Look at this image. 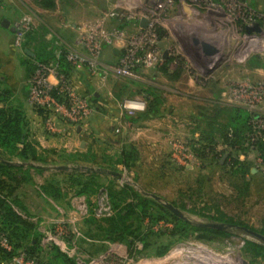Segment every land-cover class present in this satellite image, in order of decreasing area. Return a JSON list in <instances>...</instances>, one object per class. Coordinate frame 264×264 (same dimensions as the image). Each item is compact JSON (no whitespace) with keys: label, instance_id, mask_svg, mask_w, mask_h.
Segmentation results:
<instances>
[{"label":"rangeland","instance_id":"rangeland-1","mask_svg":"<svg viewBox=\"0 0 264 264\" xmlns=\"http://www.w3.org/2000/svg\"><path fill=\"white\" fill-rule=\"evenodd\" d=\"M245 1L256 8V10L264 11V0ZM101 2L103 3V9L101 10L98 8L94 9L89 5L84 8L88 16L86 17V22L78 25V37L80 29L82 30L84 25L97 20H92L91 16L94 14L103 15L108 12L105 11L107 2H105V0ZM148 3L149 0L147 1V4ZM60 6H63V3H61ZM35 11L37 12V10ZM58 12L59 14L56 16ZM63 12L62 7H59V11L48 10V13H46L49 16L45 19L50 23L51 27L55 25V21L57 20L62 21V26L65 27L67 21H65V18L62 19L61 15H63ZM42 13L43 11H40L37 14L41 16ZM24 14L27 15L28 12ZM205 14L206 11L204 10H197L188 6L187 9H185L183 5L179 4L178 6L176 5L174 13H172L169 18L171 21H167L161 28L165 34L161 38L160 47L165 51H170L167 52L168 56L169 53H173L178 57V62L175 63L176 66L172 71L174 73L178 71L182 64L185 70L178 79H174V77L170 79L165 76L154 77L155 72L148 71L144 74L145 76H143L142 80L139 81V85L134 86L135 91L133 92L136 94L142 91V89H147L148 85L156 86L162 90L166 100V112L173 111L175 113L173 114L172 112L173 116L172 114L168 115L169 119L167 124H163V127L168 129L167 133L169 137H167V135H165V137L160 136L158 130H156L153 132L149 131L146 136H143V141L145 143L142 142V140H138L140 142L134 141L133 143H137L138 146L141 145V165L136 168L137 171L119 169L123 178L119 180L118 184L120 186L129 184L140 192L143 191L157 195L165 202L172 203L174 206L181 208L189 218L198 222H208V220L192 213V211L196 210L201 212L202 209L207 206L211 208L210 210L207 209L209 211L207 212L208 214H216L217 208H219L226 215L244 221L251 228L260 231L264 228V169L260 166L261 160L255 158V152L250 149V145H246V147L250 149L248 150L247 159L253 162V166L251 167L250 174L247 176V181L250 183V190L244 195L242 192L245 185L243 182L231 177L228 170L223 167L225 163L220 164L216 160L212 161L211 158H208L205 162L195 156L191 143L193 140H195V142L198 141L196 139H198L201 131L206 127L204 121L198 120L199 115L202 111L208 110L206 116L209 114L208 117L214 119L217 113H212L211 109H214L213 103H208L203 100L204 97L211 94H208L207 91L201 92V90L199 92L200 95L197 94L194 89H191L190 83L191 77H195L196 75L194 69L200 71L203 67L200 62L197 63L191 60L194 54L193 43L199 38H209L222 43L224 49L222 55L225 56L221 58L217 64L214 63L212 65V67H218L212 78L201 79L199 78L200 76L197 77L198 79L196 80L203 86V89H207L206 87H209L215 78L220 77V75L228 71L227 68L223 70L221 68L230 63L233 64H230V66H232V68H230L232 72L228 74V76L233 75L236 83L251 81L255 84H264V36H261L258 40L255 38L252 40H244V35H242V32L238 29V24H236V22H231L228 16L212 13L205 18ZM35 23L36 21L34 20L33 28H35ZM110 23L109 21L108 27L113 26L112 23L111 25ZM126 23H128V21H124V25ZM116 25H118V23H116ZM124 29L128 30V33H132L136 30L133 26L129 28L125 27ZM48 34L52 35L51 33ZM69 49H77V47ZM249 64H251L250 69L243 72L246 67H249ZM255 65L262 66L261 71H255ZM106 82L100 86L98 90L104 100L110 98L111 93L114 96L123 95L124 98H137L146 102L143 95H132L131 92L133 88L127 87L128 85L125 84L126 80L110 76ZM171 90L179 91L183 93V95L180 96L171 92ZM184 95H188V99L185 98ZM197 95L200 98L199 101L193 102L189 99V97L194 96L197 98ZM189 106H191V111L193 107L192 115H189L191 112L187 113ZM224 107L228 108L226 111H229L232 105H225ZM100 108H102L100 111L105 109L103 106ZM98 110L99 109L96 108L95 114H98ZM228 117L227 114H221L219 121L226 123ZM97 123L99 124V121H97ZM96 131L99 135L100 132H98L97 128ZM115 131L116 136L113 139L123 137L122 128L117 129L116 127ZM151 134L154 138L165 139L164 143H166L167 146V148H165L166 152L161 150L163 147L158 140H154L158 147L155 149L150 147L149 149L145 138L147 139ZM175 147H177V149ZM39 150L41 157L44 159L47 158L48 162L45 165L36 164V166L45 168L43 174H39L34 170L32 172L33 183L38 189L32 187V185H25L20 189V193L30 195L32 192L34 195V191H37L41 194L42 187L45 186L48 181H54V183L64 187L65 194H68V196H71L73 199L78 198L76 196L78 190L77 188L68 187V175H73L75 172L84 173L86 171L71 170L64 172L56 171L53 167L70 166L98 170L99 167L97 163L102 159L105 160L106 158L108 159V157L115 156L117 153V149H106L107 152L102 151L100 152L102 155H97L96 151L99 150V148L93 152L89 150L84 151L85 149L81 147H79L76 152L71 153H67V150L64 148H57L56 151L55 149H49L55 151L54 153H43V149L39 148ZM95 155H97V161L94 159ZM239 157L241 159L240 154ZM14 160L17 161L16 159ZM242 160H244V158H242ZM253 170H256V173H253ZM236 186L238 187L235 190ZM94 199H96V201H93V203L97 204V208L95 209L96 219L103 220L112 214V210L111 214L105 212L106 207L110 206L106 194H99L97 197H94ZM78 202L79 203L76 202L74 204V207L71 206V208L65 205L64 201L61 204H59V202H54L56 205L47 202L44 208L39 200L30 203L31 207L28 211L31 216V221L37 225L38 231L40 230V232L45 235L42 240L44 250L47 251L52 247H58L60 251L70 259L77 258L78 261L81 259L83 264H104L103 262L106 261L105 258L108 254L114 258L118 264H251L253 261L250 256L246 255L244 246L247 240L255 241V239L246 234H239L230 238H218L209 243H203L194 238L178 242L176 239L159 236L152 237L149 241L152 244L151 248L141 252L135 258L129 257V246L126 243L110 244L108 245V254L101 253L92 256L91 252L94 246L92 247L90 245H94V243L96 244L98 242L89 240L85 236L87 230L85 219L90 216V211L88 207H85L82 201ZM101 208L103 211L100 213L99 211ZM34 217H36L35 220L32 219ZM65 226L69 227V229ZM53 227H55V229ZM89 227L95 228V225ZM167 227H172V225H168ZM163 228L158 227V230H162ZM62 229H64V232L67 230L72 233L75 238H65V233L63 234V232H61ZM79 240L85 242L81 244ZM167 245H170V251L163 256H159V249ZM137 247L141 250L143 245L138 243ZM177 248H183V254L175 256L173 252ZM241 258L244 259L243 263H240ZM259 261H261V264H264V260L260 259Z\"/></svg>","mask_w":264,"mask_h":264},{"label":"trees","instance_id":"trees-1","mask_svg":"<svg viewBox=\"0 0 264 264\" xmlns=\"http://www.w3.org/2000/svg\"><path fill=\"white\" fill-rule=\"evenodd\" d=\"M240 26L245 32L242 23H240ZM34 31L33 28L26 38H33L35 36H33ZM159 34L162 38L165 33L160 29ZM69 51L70 49L65 46H54L53 51L49 52L42 50V53H39L33 61L34 67L31 75L36 71L37 63H58L60 73L64 74L68 80L72 79L71 71L74 66L68 60ZM176 59L178 60V58H170L163 67V71L168 74L170 70L168 66ZM183 69L182 64L178 71L173 73V77L180 78ZM138 83L132 81L125 84L128 85L127 87L134 89L135 85H139ZM133 89L131 92L133 96L143 95L146 99V110L139 114L141 120L148 121L164 117L166 100L158 89L148 87L136 94ZM54 92L57 93V90ZM10 96V92L0 86V104H6L4 107L0 106V232L8 237L14 248V251L8 252L0 247V264L10 260L20 251L25 252L30 258L36 259L41 264H47V262L51 264H78L77 258L70 259L58 247L44 250L42 246L44 237L38 231L37 225L31 221L27 207L23 205L18 197V192L23 186H35L32 172L34 170L39 174H43L45 168L36 166V164L45 165L48 159L41 157L37 144L30 140L29 124L25 111L22 107L9 103ZM116 97L120 101L127 98H124L123 95ZM226 109L228 108L217 105L212 110V113H217L214 119L208 117L209 114L206 116L208 110L201 112L198 120L204 121L206 127L196 139L198 141L193 140L191 146L195 156L205 162L208 158L217 162L222 158L224 152L217 151L220 140L230 147L233 151L225 162L224 168L228 170L232 178L243 182L245 186L243 185L242 194L245 195L250 190L247 176L251 172L253 162L240 161L238 157L241 153L248 155V150L251 149L264 162V132H260V135L255 137L257 133L254 123L255 118L246 109L238 106L230 107L229 111H226ZM39 112L41 115L43 114L42 111ZM221 114L229 116L226 123L219 121ZM129 120L134 124L138 122V120ZM246 145H250V149ZM43 151V153H54L56 150ZM94 159L97 161L96 156ZM140 159L139 149L131 143H126L118 155L108 157L105 160L102 159L97 164L98 169L120 173L119 166L131 171L137 168ZM119 180L117 177L102 175L97 172H75L73 175H68V187L77 188V197L88 199L90 216L85 219L87 227L85 236L89 240L98 242L90 245L94 246L91 252L92 256L105 253L109 250L108 245L110 244L126 243L129 246V257L135 258L141 252L151 248L152 244L149 241L152 237L159 236L176 239L178 242L194 238L203 243H209L218 238H230L245 234V229L253 230L264 236V228L260 231L255 230L244 221L226 215L219 208H217L216 214H208L207 212L211 208L207 206L201 212L195 210L192 213L207 219L208 222L226 224L232 226V228L223 231L199 227L194 225L191 222L193 220L190 218V221L178 218L162 203L143 195L133 186L129 184L120 186L118 184ZM237 187H235V190ZM41 192L55 201H62L68 196L64 192V187L54 183V181H48L42 187ZM99 194L107 195L112 210V214L103 220L96 219L95 209L97 204L91 201L92 197H97ZM160 224L166 225L164 227L168 225H172V227L163 228ZM92 225H95V228L89 227ZM156 227L163 229L156 230ZM69 237L71 239L75 238L72 233L68 235ZM79 241L81 244L85 242L83 240ZM138 243L143 245L141 250L137 247ZM170 245L161 247L158 251L159 256L167 254L171 249ZM244 250L246 255L252 258L251 264H261L259 260H264V241L247 240Z\"/></svg>","mask_w":264,"mask_h":264},{"label":"built area","instance_id":"built-area-1","mask_svg":"<svg viewBox=\"0 0 264 264\" xmlns=\"http://www.w3.org/2000/svg\"><path fill=\"white\" fill-rule=\"evenodd\" d=\"M117 0L112 5L111 10L103 14L100 19L90 22L80 29L77 49H71L68 60L74 67L86 68L89 77L100 78L106 81L110 76L126 81H140L146 72L157 69L164 65L165 51L160 47L159 30L169 20L175 11L176 5L206 11L208 15H226L231 22H236L239 31L244 35V40H258L263 34L246 33V27L256 23L260 24L264 31V11H258L249 5L245 0ZM2 0H0V8ZM145 19L148 24L142 28L140 23ZM117 21L132 23L136 30L128 33V30L117 27H108V22ZM240 23L245 28L243 32ZM34 19L31 14L24 15L14 26L16 48L24 49V42L27 34L33 29ZM170 24V23H169ZM200 39V38H199ZM195 40L194 54L191 58L193 62L199 63L201 60V48L198 40ZM218 42V41H217ZM223 48L222 43L218 42ZM106 47L121 48V54L115 64H103V57ZM169 57L178 58L176 54ZM176 63L178 60H175ZM204 66L200 71L205 75ZM206 69V68H205ZM204 77V75H203ZM51 78L56 80V84L51 82ZM29 105L38 113L42 111L46 130L50 133L60 131L59 123L68 126L82 127L96 113L95 106L76 89L72 79L60 73L58 63L36 64V71L29 79ZM57 90V93L54 91ZM228 101L234 106L242 107L249 111L255 118L256 136L264 132V84L244 81L234 83L228 88ZM122 110L129 117H135L138 113L146 110V102L137 98H125L121 101ZM119 132V131H118ZM255 140V139H254ZM177 149V147H175ZM261 165L264 169L262 159ZM111 214L110 206L105 209ZM97 211V210H96ZM102 208L99 211L102 212ZM98 215V214H97ZM161 227L166 225L160 224ZM61 232L68 237L70 232ZM158 230V227H156ZM0 247L8 252L14 251L8 237L0 232ZM184 249H176L173 254L179 256ZM109 251L105 253L108 254ZM104 264H118L109 254L105 258ZM208 260V258H207ZM240 263L244 259H240ZM209 261V260H208ZM78 264H83L81 259H77ZM2 264H41L36 259L30 258L25 252L20 251L10 260Z\"/></svg>","mask_w":264,"mask_h":264},{"label":"crops","instance_id":"crops-1","mask_svg":"<svg viewBox=\"0 0 264 264\" xmlns=\"http://www.w3.org/2000/svg\"><path fill=\"white\" fill-rule=\"evenodd\" d=\"M101 1L102 0H2V5L0 8V86L2 89L8 90L10 92L11 96L9 99V103H11L14 106L22 107V109L25 111L26 118L29 124L28 129L30 132V140H32L37 144L38 149L40 148L43 150H49V149L56 150L57 148L58 149L64 148L65 150H67V153H71V152H76L79 147L85 149L84 151L89 150L93 152H95L99 148L100 151L99 150L96 151L97 155H102V153L100 154V152L102 151L107 152L106 149H117V153L115 155H118L122 150V147L126 143H131L135 145L139 149V151H141L140 148L141 145L138 146L137 143L135 144L133 142L134 141L140 142L138 140H142V142H144L143 136H146L149 131L153 132L158 130L160 136L165 137V135H167V137H169L167 133L168 129H166V127L164 128L163 124L164 125L167 124L169 119L168 115H171L173 111L166 112L167 109L165 107L164 108L165 115L163 118L152 119L148 121H143L140 119L139 114H141L142 112L138 113L135 117H129L122 110L121 101L116 96L110 93V98L107 97L108 99L104 100L102 98L101 93H99L98 90L100 86L105 84V82L108 79L106 81H102L100 78L92 79L89 77L87 69L83 67H74L72 69L71 75H72L73 84L84 97H86L93 105L96 106L97 109H99L98 110L99 112H97L98 114L93 115L91 119H89L84 126L73 127V126H68L65 123L64 124L59 123L60 131L55 134L50 133L49 131L46 130L43 116L37 111H35L29 105L28 102L29 88H30L29 79L32 76L31 74L34 67L33 66L34 59L37 57L39 53H42L41 52L42 50L47 52L53 51L54 46H59V47L65 46L68 49L77 47L76 43L78 38V30H77L78 25H80L83 22H86L87 20L86 17L88 16L84 8L87 5H89L94 9L98 8L101 10L103 9V5H102L103 3ZM116 1L117 0H105V2H107L105 11L111 10L112 5L115 4ZM61 3H63V6H60ZM59 7L63 8L64 12L63 15L61 16L62 19L65 18L67 24L64 27L62 26L63 22L57 20L55 21V25L53 26L54 27L53 28L50 26V23L46 21L45 18L49 16L47 15L48 10L59 11ZM35 10H37V12ZM40 11H43L41 16L37 14ZM25 12L31 14L34 20L36 21L34 28L35 31L33 33V36L35 35L34 37L36 38L35 39H33L34 37L33 38L30 37L29 39L26 38L24 42V49L22 50L16 48L14 45V41H15L14 26L22 18V16L25 15L24 14ZM58 14L59 12L56 14V16H58ZM102 16H103L102 14L100 15L94 14L93 16H91V18L92 20H95V19H100ZM5 21L8 22V26L4 25ZM111 23L113 26H117L121 28H125V27L129 28L130 26L132 27V23H128V24L126 23L125 25L124 23L115 22V21ZM116 23H118V25H116ZM133 27L135 28V26ZM48 33H51L53 36L49 35ZM27 50L30 51L33 54V56L27 54L26 53ZM223 50L224 49L222 48L220 55L214 62L215 64H217L221 58H224L225 55H222ZM120 54H121L120 47L119 48L106 47L105 54L103 57V64L106 65L115 64ZM165 55H167V58H165L164 65L151 71L155 72L154 77L165 76L166 78L169 77L170 79H172L174 73L172 70L176 66L175 64L176 61L174 60L168 66V69L170 70L169 73L167 74L166 72L163 71V67L172 57H169L167 53ZM230 64L229 65L227 64L223 66V68H221L222 70L224 68H227L228 71L220 75V77L215 78L213 82L209 85V87H206L207 89H203V86L196 79H198L197 77L199 76H200L199 78L201 79L212 78L213 75L215 74V71H217L218 68L217 66L212 67V65H210L208 67H205L206 69L204 68V72H206L207 75H205V73L204 74L201 73V71L194 69L196 75L195 77H191V83H190L191 89H194L199 95H200L199 93L200 90L201 92L207 91L208 94L210 93L211 95L204 97L203 100L207 101L208 103H213L214 108L217 107V105H220L221 107H224L225 105L234 106L228 101L229 85L236 83L235 77L233 75L228 76V74L232 72V70H230V68H232ZM250 65L251 64H249V67L248 68L246 67V69L243 72L248 71V69H250ZM255 66H256L255 71H261L262 66L259 65H255ZM183 70H185V67ZM201 75H204V77ZM51 82L53 84H56V80L54 78H51ZM127 82L128 81H126V83ZM148 87H154L158 89L163 95L162 90H160L158 87L153 85H148ZM171 92L176 93L180 96L183 95V93L179 91L171 90ZM184 97L187 98L188 95H184ZM189 99H191L193 102L200 100L199 96L197 98H195V96L189 97ZM0 106L4 107L6 106V104L1 103ZM101 106L105 108L102 111H100V109H102L100 108ZM190 108L191 106L188 107L187 113L191 112V114L189 115H192L193 107H192V111L190 110ZM263 113H264V109H263ZM173 114L175 113L173 112ZM129 119L138 120V122L134 124ZM97 121H99V124L97 123ZM116 127L117 129L122 128L123 130L122 132L123 137L119 139H113L116 136V131H115ZM96 128L98 129V132H100L99 135L96 131ZM157 128H161V129H157ZM154 140L160 141L161 142L160 145H162L163 147V149L161 148V150L166 152L165 148H167V146L166 143H164L165 139L154 138L152 134L149 137H147V139L145 138V141L147 142L149 149L150 147L154 149L158 147ZM218 143L219 144L217 146V151L224 152V154L227 156L228 159L233 150H231L230 147L226 146L221 140ZM224 154L223 156H225ZM254 154H255L254 155L255 158H258L257 153L255 152ZM97 155L95 156L97 157ZM240 155H241V159L240 157H238L240 161L248 160L247 155H244V153H241ZM140 157L141 159L139 165H141V161H142V151L140 152ZM242 158H244V160H242ZM220 160L218 162L222 164ZM139 165L137 166V168L139 167ZM119 169H124V168L122 166H119ZM131 171H137V169ZM253 173H256V170H253ZM32 187L38 189L36 185ZM20 191L18 192V197L20 198V201L23 203V205L29 208L28 210H30L31 207L30 203H34L35 200H39V202L42 203L43 208L45 207V205H47V202L53 204L59 202V204H61L63 203V201L65 202V205H67L69 208H71V206L74 207V204L76 202L79 203L78 201L80 202L82 201V203L85 204V207L89 208L88 199L85 197H78L73 199L71 198V196H68L62 201H54L51 198L46 197L42 193L41 194L38 193L37 191H34L35 192L34 195L32 194V192L30 193V195L23 193L21 194ZM91 201L92 202L96 201V199L92 197ZM88 215H89V211H88ZM35 218L36 217L32 219L35 220ZM65 227L69 229V227L67 226ZM53 228L55 229V227ZM41 234L45 236L43 233ZM47 264H51V263L47 262Z\"/></svg>","mask_w":264,"mask_h":264},{"label":"water","instance_id":"water-1","mask_svg":"<svg viewBox=\"0 0 264 264\" xmlns=\"http://www.w3.org/2000/svg\"><path fill=\"white\" fill-rule=\"evenodd\" d=\"M147 24H148V22L145 19H143L140 23L142 28H146ZM4 25L8 26V22L5 21ZM246 33L250 34V35H252L253 33L263 34L264 31H263L261 25L256 23L252 26H247L246 27ZM198 44L200 45V48H201L200 63L204 67H208V66L212 65L216 61L218 56L220 55V52H221L220 44L217 41H213V40L207 39V38H200L198 40ZM26 53L33 56V54L28 50L26 51ZM165 58H167V55H165ZM226 159H227V156L225 155L222 158L221 163L222 164L225 163ZM53 169L56 171H64V172H68L71 170H74V171H83L84 170L88 173L97 172V173H101L102 175H111L113 177L119 178L120 180L123 178V175L121 173L112 172V171H108V170H102V169L95 170L93 168L70 167V166H55V167H53ZM141 193L143 195L149 197V198L154 199L157 202L162 203V205L164 207H166L169 211H171L178 218L184 219L186 221H190L189 217L184 213V211H182L180 208L174 206L172 203L163 201V199L157 195L149 194V193H146L143 191H141ZM191 222L194 225H197L199 227L210 228V229H215V230L227 231V230H230L232 228V226H230V225L221 224V223L198 222L195 220H193ZM245 231H246V233H245L246 235L251 236L256 241H259V240L264 241V236L261 235L260 233H257L253 230H250V229H245Z\"/></svg>","mask_w":264,"mask_h":264},{"label":"bare ground","instance_id":"bare-ground-1","mask_svg":"<svg viewBox=\"0 0 264 264\" xmlns=\"http://www.w3.org/2000/svg\"><path fill=\"white\" fill-rule=\"evenodd\" d=\"M188 263V262H187Z\"/></svg>","mask_w":264,"mask_h":264}]
</instances>
